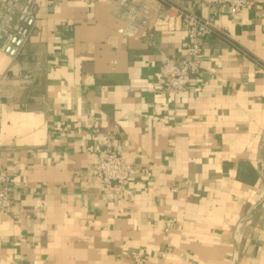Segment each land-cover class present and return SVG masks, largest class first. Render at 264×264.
<instances>
[{
	"label": "crops",
	"instance_id": "1",
	"mask_svg": "<svg viewBox=\"0 0 264 264\" xmlns=\"http://www.w3.org/2000/svg\"><path fill=\"white\" fill-rule=\"evenodd\" d=\"M208 1L150 0L213 23L167 94L184 28L122 37L116 0H37L24 54L0 51V264H264V0ZM107 141L137 169L123 199L97 175Z\"/></svg>",
	"mask_w": 264,
	"mask_h": 264
},
{
	"label": "built area",
	"instance_id": "2",
	"mask_svg": "<svg viewBox=\"0 0 264 264\" xmlns=\"http://www.w3.org/2000/svg\"><path fill=\"white\" fill-rule=\"evenodd\" d=\"M253 2L254 0H209L208 5L236 15L246 11ZM116 3L120 8L128 10L130 15L129 22L116 30L122 37L147 36L153 29L177 31L184 28L188 37L186 58H167L162 65L161 76L166 80L164 91L167 94L188 90L192 77L201 67L199 39L214 33L212 19H203L175 5H168L163 12L154 14L150 0H116ZM36 9L37 0H0V51L12 60L24 54L26 45L36 31ZM96 171L104 194H114L119 199L124 197L127 181L137 173L136 167L110 141L104 146ZM9 180L7 175L0 173L1 212L14 207ZM169 228L170 224H167V229ZM168 253L169 250L166 249L159 256L165 258ZM132 264H144L141 255H135Z\"/></svg>",
	"mask_w": 264,
	"mask_h": 264
}]
</instances>
